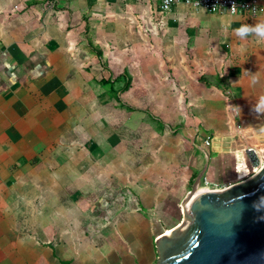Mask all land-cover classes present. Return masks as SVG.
Returning a JSON list of instances; mask_svg holds the SVG:
<instances>
[{"label": "crops", "instance_id": "obj_1", "mask_svg": "<svg viewBox=\"0 0 264 264\" xmlns=\"http://www.w3.org/2000/svg\"><path fill=\"white\" fill-rule=\"evenodd\" d=\"M259 21L160 0H0V264L151 262L202 170L199 186L248 177L264 40L235 30Z\"/></svg>", "mask_w": 264, "mask_h": 264}, {"label": "water", "instance_id": "obj_2", "mask_svg": "<svg viewBox=\"0 0 264 264\" xmlns=\"http://www.w3.org/2000/svg\"><path fill=\"white\" fill-rule=\"evenodd\" d=\"M246 154L257 166L255 150ZM203 172L180 202L179 223L155 238L153 264H264V164L240 181L199 192Z\"/></svg>", "mask_w": 264, "mask_h": 264}, {"label": "built area", "instance_id": "obj_3", "mask_svg": "<svg viewBox=\"0 0 264 264\" xmlns=\"http://www.w3.org/2000/svg\"><path fill=\"white\" fill-rule=\"evenodd\" d=\"M178 2L207 12L245 14L248 16H256L264 10L262 0H160V9L164 12L170 11ZM237 127L239 128L240 125ZM205 142L208 143V138L205 139ZM202 181L203 187L209 186L206 177H203Z\"/></svg>", "mask_w": 264, "mask_h": 264}, {"label": "clouds", "instance_id": "obj_4", "mask_svg": "<svg viewBox=\"0 0 264 264\" xmlns=\"http://www.w3.org/2000/svg\"><path fill=\"white\" fill-rule=\"evenodd\" d=\"M236 35L240 38H246L253 35L260 40H264V21H259L254 25H242L235 30ZM239 111V109H238ZM253 111L259 116L264 114V95H261L257 102L253 105Z\"/></svg>", "mask_w": 264, "mask_h": 264}, {"label": "rangeland", "instance_id": "obj_5", "mask_svg": "<svg viewBox=\"0 0 264 264\" xmlns=\"http://www.w3.org/2000/svg\"><path fill=\"white\" fill-rule=\"evenodd\" d=\"M257 157H258V165L257 166H255V167H252L251 169H250V171H249V173H250V175L252 174V173H254L262 164H264V147H262V148H260L259 149V151H258V154H257ZM203 183V182H202ZM204 186V184L202 185V186H200V187H203ZM215 187H219V188H223V187H225V186H223V187H220L219 185L218 186H214V185H209V187H206V188H209V189H217V188H215ZM218 188V189H219ZM132 199H134V197H132ZM108 200H110V199H103V198H101L98 202H97V204H96V206H98V208L100 209V205L102 204V203H104L105 205H106V201H108ZM110 201H112V200H110ZM109 202V201H108ZM100 203V204H99ZM108 204V203H107ZM107 206H109V204L107 205ZM85 207V206H84ZM98 209V210H99ZM178 218H180V217H178ZM155 260H156V255H155V257L152 259V261L151 262H149L147 259H143V260H141L140 261V264H153L154 262H155Z\"/></svg>", "mask_w": 264, "mask_h": 264}, {"label": "trees", "instance_id": "obj_6", "mask_svg": "<svg viewBox=\"0 0 264 264\" xmlns=\"http://www.w3.org/2000/svg\"><path fill=\"white\" fill-rule=\"evenodd\" d=\"M90 47H92L93 49H95L98 53H101V50H99V48H97L96 46H94L90 41L88 42ZM199 79L204 82L206 85H208L209 87H215L216 89H218L219 91L222 92V94L226 97L229 98L230 94L227 92V86L223 81H220L219 83L215 82V81H211L208 78H206L204 75H200Z\"/></svg>", "mask_w": 264, "mask_h": 264}, {"label": "bare ground", "instance_id": "obj_7", "mask_svg": "<svg viewBox=\"0 0 264 264\" xmlns=\"http://www.w3.org/2000/svg\"><path fill=\"white\" fill-rule=\"evenodd\" d=\"M208 188H206V187H199V189L197 190V191H203V190H207Z\"/></svg>", "mask_w": 264, "mask_h": 264}]
</instances>
